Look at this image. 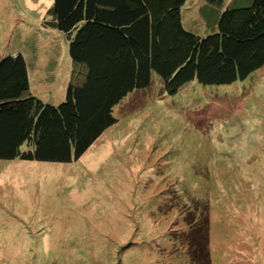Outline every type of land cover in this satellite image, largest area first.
Listing matches in <instances>:
<instances>
[{"label":"rangeland","instance_id":"rangeland-1","mask_svg":"<svg viewBox=\"0 0 264 264\" xmlns=\"http://www.w3.org/2000/svg\"><path fill=\"white\" fill-rule=\"evenodd\" d=\"M52 3L0 0V49L32 71L40 48L34 85L46 53L59 56L43 86L57 103L73 63L43 23ZM162 87L154 73L128 93L77 158H0V264H196L197 222L212 264H264V65L229 84Z\"/></svg>","mask_w":264,"mask_h":264},{"label":"trees","instance_id":"trees-1","mask_svg":"<svg viewBox=\"0 0 264 264\" xmlns=\"http://www.w3.org/2000/svg\"><path fill=\"white\" fill-rule=\"evenodd\" d=\"M188 1L53 0L43 23L65 36L73 80L59 102H45L31 81L40 48L32 71L26 54L0 49V158L79 157L117 121L115 106L150 86L154 73L174 94L194 78L229 84L264 65V0ZM46 55L44 70L59 69L61 58ZM195 225L196 264H212L209 227Z\"/></svg>","mask_w":264,"mask_h":264},{"label":"crops","instance_id":"crops-1","mask_svg":"<svg viewBox=\"0 0 264 264\" xmlns=\"http://www.w3.org/2000/svg\"><path fill=\"white\" fill-rule=\"evenodd\" d=\"M189 2H191L190 0L187 2L189 4ZM39 72H37V74L34 73V75L38 76V78H36V80L39 82L38 85H34L33 83V92L38 95L42 100H44L45 102H51L53 104H55L56 102L54 101L55 99V96L53 95V92H52V88H49L47 90H44L43 89V86L46 85L47 83H51V82H54V78H56V76L54 75L53 72L49 71V72H43L41 73V75H38ZM31 81L33 82L32 80V77H31ZM53 87H55L53 85ZM42 88V90H41ZM43 94H45L43 96ZM46 94H48L46 96ZM61 99V98H60Z\"/></svg>","mask_w":264,"mask_h":264},{"label":"clouds","instance_id":"clouds-1","mask_svg":"<svg viewBox=\"0 0 264 264\" xmlns=\"http://www.w3.org/2000/svg\"><path fill=\"white\" fill-rule=\"evenodd\" d=\"M17 54H18V52H17V51H15V52L11 53L10 55H13V56H15V55H17Z\"/></svg>","mask_w":264,"mask_h":264}]
</instances>
